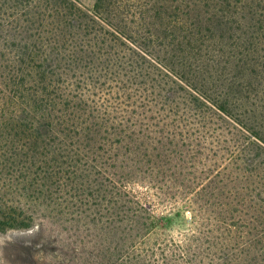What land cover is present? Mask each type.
Here are the masks:
<instances>
[{
	"label": "trees",
	"instance_id": "16d2710c",
	"mask_svg": "<svg viewBox=\"0 0 264 264\" xmlns=\"http://www.w3.org/2000/svg\"><path fill=\"white\" fill-rule=\"evenodd\" d=\"M262 93L264 0H97L92 14L0 0V223L77 213L86 228L141 232L150 220L131 221L127 185L160 187L173 137H204L194 101L214 114L206 100L262 105Z\"/></svg>",
	"mask_w": 264,
	"mask_h": 264
},
{
	"label": "rangeland",
	"instance_id": "374dc122",
	"mask_svg": "<svg viewBox=\"0 0 264 264\" xmlns=\"http://www.w3.org/2000/svg\"><path fill=\"white\" fill-rule=\"evenodd\" d=\"M73 1L92 14L97 0ZM260 96L262 105L251 104V97L224 105L203 99L218 114L194 101L211 122L205 128L192 119L189 127L202 129L204 137H173V169L160 176V187L143 180L127 185L138 202L131 206L138 208L135 214L130 210L131 221L150 220L148 228L137 232L129 223L119 230L86 228L77 213L51 223L34 214L18 227L5 226L1 217L0 264H264V93ZM159 139L157 150L162 142L169 147ZM169 173L176 174L173 182L165 179Z\"/></svg>",
	"mask_w": 264,
	"mask_h": 264
}]
</instances>
